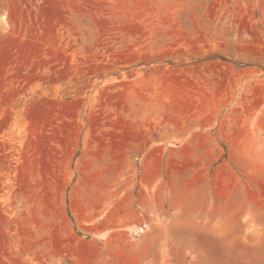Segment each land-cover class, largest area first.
<instances>
[{
    "label": "rangeland",
    "instance_id": "374dc122",
    "mask_svg": "<svg viewBox=\"0 0 264 264\" xmlns=\"http://www.w3.org/2000/svg\"><path fill=\"white\" fill-rule=\"evenodd\" d=\"M0 264H264V0H0Z\"/></svg>",
    "mask_w": 264,
    "mask_h": 264
},
{
    "label": "crops",
    "instance_id": "0c3cea01",
    "mask_svg": "<svg viewBox=\"0 0 264 264\" xmlns=\"http://www.w3.org/2000/svg\"><path fill=\"white\" fill-rule=\"evenodd\" d=\"M147 163V162H146ZM145 163V164H146ZM144 164V166H145ZM144 168V167H143ZM123 207L118 206L116 209H114L110 214V219L114 220V218H118L120 216V213H123Z\"/></svg>",
    "mask_w": 264,
    "mask_h": 264
},
{
    "label": "bare ground",
    "instance_id": "6f19581e",
    "mask_svg": "<svg viewBox=\"0 0 264 264\" xmlns=\"http://www.w3.org/2000/svg\"><path fill=\"white\" fill-rule=\"evenodd\" d=\"M146 178H149V172H148ZM140 231H141V230H138V233H139ZM136 233H137V232H136Z\"/></svg>",
    "mask_w": 264,
    "mask_h": 264
}]
</instances>
